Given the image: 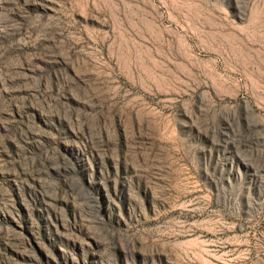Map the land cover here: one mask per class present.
<instances>
[{
  "label": "rangeland",
  "instance_id": "374dc122",
  "mask_svg": "<svg viewBox=\"0 0 264 264\" xmlns=\"http://www.w3.org/2000/svg\"><path fill=\"white\" fill-rule=\"evenodd\" d=\"M0 264H264V0H0Z\"/></svg>",
  "mask_w": 264,
  "mask_h": 264
}]
</instances>
